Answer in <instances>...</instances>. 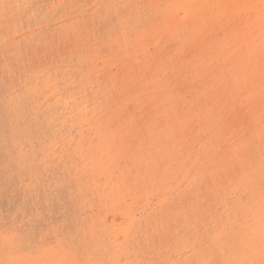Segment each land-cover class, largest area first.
<instances>
[{
	"label": "rangeland",
	"instance_id": "374dc122",
	"mask_svg": "<svg viewBox=\"0 0 264 264\" xmlns=\"http://www.w3.org/2000/svg\"><path fill=\"white\" fill-rule=\"evenodd\" d=\"M0 264H264V0H0Z\"/></svg>",
	"mask_w": 264,
	"mask_h": 264
}]
</instances>
